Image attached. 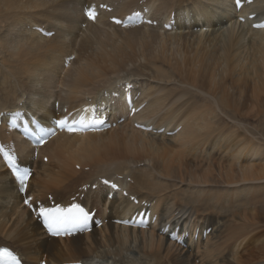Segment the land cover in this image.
<instances>
[{"label":"bare ground","instance_id":"1","mask_svg":"<svg viewBox=\"0 0 264 264\" xmlns=\"http://www.w3.org/2000/svg\"><path fill=\"white\" fill-rule=\"evenodd\" d=\"M98 1L123 16L143 0H0V111L26 99V108L52 128L56 102L65 108L62 120L87 99L129 82L142 93L139 103L146 102L135 120L180 130L147 134L126 120L104 133L58 132L33 161L35 148L2 120L0 140L32 173L27 198L51 194L69 205L80 187L97 185L77 203L108 223L84 236L46 235L0 160V246L16 250L25 264H264V230L258 231L264 229V30L237 25L232 0H144L157 21L174 12L176 30H119L107 15L86 18V4ZM249 12L264 17V0L240 11ZM118 176L132 182L130 195L152 203L158 223L199 228L198 240L184 249L155 226L134 231L112 224L123 210L138 209L118 196L105 199L99 180Z\"/></svg>","mask_w":264,"mask_h":264},{"label":"snow or ice","instance_id":"2","mask_svg":"<svg viewBox=\"0 0 264 264\" xmlns=\"http://www.w3.org/2000/svg\"><path fill=\"white\" fill-rule=\"evenodd\" d=\"M242 0H236V7H240ZM85 15L89 20H95L96 15L93 9H89L85 12ZM243 19V18H241ZM115 23L120 24L122 21L116 20ZM256 27H264V24L254 25ZM98 122V121H94ZM82 124V121L80 122ZM68 125L67 120H61L58 122V127L64 129ZM68 131L75 130V124L72 127L67 128ZM0 153L3 154V159L10 173L12 174L14 181L17 182V191L25 193L27 191L26 182L29 180L30 172L26 167H18L17 158L14 155L9 154L0 148ZM23 203L26 206L32 205L31 198H25ZM36 212L37 218L43 220V224L47 229V232L54 237L70 236L76 231L84 230L81 226H86L87 221L90 218V213L85 210L79 204H72L70 207L63 208L59 206L54 207H39ZM125 223H127L125 221ZM11 259L13 262L16 258L12 256V253L7 250H0V260L6 262Z\"/></svg>","mask_w":264,"mask_h":264},{"label":"rangeland","instance_id":"3","mask_svg":"<svg viewBox=\"0 0 264 264\" xmlns=\"http://www.w3.org/2000/svg\"><path fill=\"white\" fill-rule=\"evenodd\" d=\"M263 207H264V198L262 199L261 205L259 206L260 212H263L264 213V210H262ZM262 230H264V229H262V228L258 229V231H262ZM260 263H261L260 260L253 259L249 264H260Z\"/></svg>","mask_w":264,"mask_h":264}]
</instances>
